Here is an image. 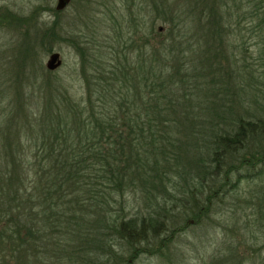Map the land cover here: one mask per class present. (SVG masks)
I'll list each match as a JSON object with an SVG mask.
<instances>
[{
	"label": "trees",
	"instance_id": "trees-1",
	"mask_svg": "<svg viewBox=\"0 0 264 264\" xmlns=\"http://www.w3.org/2000/svg\"><path fill=\"white\" fill-rule=\"evenodd\" d=\"M162 2L161 29L130 31L142 44L137 64L129 53L91 59L82 97L65 93L61 110L38 117L32 159L22 141L16 155L13 141L9 152L2 144L12 168L0 189L13 193L0 194V246L17 254L14 264H32L47 246L81 264L87 246L97 255L85 264L157 254L153 245L181 232L184 216L214 206L230 174L264 166L263 146L248 148L264 141V0ZM136 188L140 204L127 218L125 194Z\"/></svg>",
	"mask_w": 264,
	"mask_h": 264
},
{
	"label": "rangeland",
	"instance_id": "rangeland-1",
	"mask_svg": "<svg viewBox=\"0 0 264 264\" xmlns=\"http://www.w3.org/2000/svg\"><path fill=\"white\" fill-rule=\"evenodd\" d=\"M161 1L71 0L65 9L55 11L56 0H0V179H9L12 168V153L5 156L2 144L8 141L5 146L9 152L13 141L10 148L16 155L17 142L22 141L25 157L32 159L38 117L61 110L65 93L66 98L82 97L86 89L84 76L92 79L91 59L121 62L129 53L124 60L132 66L138 62L135 57L142 59L141 41L130 31L139 24L143 32L152 27L161 29ZM51 53H59L62 62L52 72L46 69ZM84 68L90 75H84ZM259 146L264 148V141L248 142L250 149L262 150ZM201 150L204 154L205 149ZM239 171L228 176L224 194L200 219L184 216L179 224L184 228L181 232L175 233L161 250L159 242L153 245L157 254L142 253L130 264H264V166ZM27 176L26 181H30L32 167ZM1 190V195L13 193L9 184ZM135 191L125 194L127 218L140 204L137 197H142V189ZM1 215L0 210V232L4 225ZM169 236L167 232L163 238ZM75 244L80 245V241ZM120 244L109 243L115 249ZM57 247L47 246L41 254H35L32 264H81L80 256L74 254H70L68 263V251L63 253ZM87 251L89 246L81 254L86 262L93 252L96 259V248L88 255ZM125 251L120 248L126 256ZM16 255L10 252L8 243L0 246V264H14ZM129 260L130 256L125 257L126 262Z\"/></svg>",
	"mask_w": 264,
	"mask_h": 264
},
{
	"label": "water",
	"instance_id": "water-1",
	"mask_svg": "<svg viewBox=\"0 0 264 264\" xmlns=\"http://www.w3.org/2000/svg\"><path fill=\"white\" fill-rule=\"evenodd\" d=\"M56 11H61L65 9V7L70 3L71 0H56ZM61 59L59 53H51L47 62H46V69L48 71H55L61 66Z\"/></svg>",
	"mask_w": 264,
	"mask_h": 264
},
{
	"label": "flooded vegetation",
	"instance_id": "flooded-vegetation-1",
	"mask_svg": "<svg viewBox=\"0 0 264 264\" xmlns=\"http://www.w3.org/2000/svg\"><path fill=\"white\" fill-rule=\"evenodd\" d=\"M9 15H12V14H9ZM10 18V17H9Z\"/></svg>",
	"mask_w": 264,
	"mask_h": 264
}]
</instances>
